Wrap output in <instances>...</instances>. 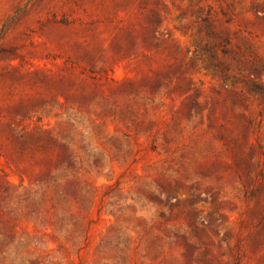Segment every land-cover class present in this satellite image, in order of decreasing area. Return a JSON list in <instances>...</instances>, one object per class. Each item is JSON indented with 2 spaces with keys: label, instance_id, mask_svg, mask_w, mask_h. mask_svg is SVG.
I'll use <instances>...</instances> for the list:
<instances>
[{
  "label": "rangeland",
  "instance_id": "obj_1",
  "mask_svg": "<svg viewBox=\"0 0 264 264\" xmlns=\"http://www.w3.org/2000/svg\"><path fill=\"white\" fill-rule=\"evenodd\" d=\"M0 264H264V0H0Z\"/></svg>",
  "mask_w": 264,
  "mask_h": 264
}]
</instances>
